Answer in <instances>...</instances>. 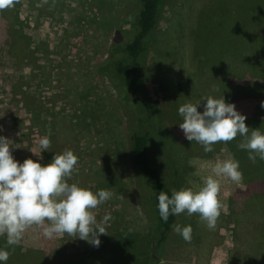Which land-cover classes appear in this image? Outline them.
Here are the masks:
<instances>
[{"label": "rangeland", "instance_id": "obj_1", "mask_svg": "<svg viewBox=\"0 0 264 264\" xmlns=\"http://www.w3.org/2000/svg\"><path fill=\"white\" fill-rule=\"evenodd\" d=\"M107 1L110 9L87 22L86 15L95 9L87 1L13 0L18 21L5 35L1 32L6 7L0 8V135L9 139L11 153L20 162L40 155L46 164L54 153L72 150L78 162L68 182L113 193L93 210L97 220L114 213L122 228L144 239L148 223L132 177L122 168L103 166L110 153H115L116 161L128 160L129 130L117 92L95 67L106 56L112 25L136 0ZM254 5L248 0H168L148 50L145 86L153 99L158 149L169 159L175 189L199 188L210 165L225 158L237 160L242 173L239 184L219 178L223 208L214 229H208L198 214L176 215L175 225H191V241L173 229L162 264H264V160H249L248 152L237 147L244 139L239 135L205 153L200 144L185 138L178 114L185 102L223 95L246 116L249 132L252 128L264 132V15ZM109 14L113 21L105 25ZM13 27L22 32L14 38L24 54L20 61L10 47ZM202 105L203 101L198 111H203ZM134 107L125 109L131 112ZM46 135L50 147L43 150L39 141ZM65 236L61 241L65 250L30 252L31 261L22 259L29 264H71V256L79 253L77 259L98 264L141 260L129 253L127 245L113 246L112 239L99 238V247H94L67 234L55 237ZM55 237L52 243L60 244ZM43 238L32 225L18 245L9 246L0 236V246L40 250ZM14 259L8 258L6 264Z\"/></svg>", "mask_w": 264, "mask_h": 264}, {"label": "clouds", "instance_id": "obj_2", "mask_svg": "<svg viewBox=\"0 0 264 264\" xmlns=\"http://www.w3.org/2000/svg\"><path fill=\"white\" fill-rule=\"evenodd\" d=\"M12 4L13 0H0V8ZM202 101L203 111H198ZM178 114L185 138L200 144L205 153L212 152L214 144L232 141L239 135L244 139L237 147L248 152L249 160L255 162L257 157L264 160V132L259 128L249 132L251 127L245 123L246 116L223 95L185 102L178 107ZM39 143L43 150L50 147L47 135ZM38 157L37 160L26 158L23 162L16 160L9 139L0 135V236L6 238L7 245H18L25 230L36 225L43 230L45 238L67 234L99 247V237L107 234L106 225L111 216L105 214L98 221L93 210L110 200L113 193L106 189L93 192L79 183L68 182L78 162L72 150L54 153L46 164L41 163L42 156ZM221 177L239 184L242 179L239 162L234 158L217 160L210 165V174L199 188L173 189L171 196L161 191L157 197L160 218L167 222L170 215L198 214L208 229H214L223 208L218 199ZM174 231L184 241H191V225L177 224ZM8 258L9 252L0 247V264H6Z\"/></svg>", "mask_w": 264, "mask_h": 264}, {"label": "trees", "instance_id": "obj_3", "mask_svg": "<svg viewBox=\"0 0 264 264\" xmlns=\"http://www.w3.org/2000/svg\"><path fill=\"white\" fill-rule=\"evenodd\" d=\"M83 1H87L95 7L94 11L91 10V13L86 15L87 22L98 20L99 12L104 13L105 10L110 9L111 5V2L107 0ZM248 1L255 3L254 7L260 10L258 14L264 15V0ZM167 2L168 0H136L124 13L123 17L112 25L106 56L95 67L96 72L106 77L117 92L118 101L126 115L129 130L128 160L116 161L115 153H110L103 166L109 170L122 168L129 178L132 177L137 202L148 223V232L144 240L140 235H134L133 232L122 228L121 223L116 218L117 216L115 217L116 214L112 213V219L106 225L107 234H101L99 238L104 242L112 239L115 247L127 245L130 249L127 250L129 253L135 254L137 261L139 257L141 258L142 261H136L137 264H140V262L142 264H162L161 259L170 247L169 241L176 224V215H170L168 221L164 222L160 218L157 208L158 194L163 191L171 196V191L175 189L176 176L169 159L158 149L160 141L158 136L160 133L153 113V99L145 86L146 56L151 44L155 42L154 35L160 26L164 6ZM13 7L14 4L11 6V12L9 6L4 9L7 21L6 27L1 32L3 35H5L10 25L18 21ZM107 18L105 25L111 24L113 21L110 14ZM262 24L264 25L263 22ZM11 31L13 37L10 40V47L16 59L20 61L23 59L24 54L14 38L22 32L19 28L14 27ZM131 104L135 106L134 109L131 112L126 111L125 107L127 105L131 107ZM132 118L134 125H131ZM156 130L157 133H155ZM168 174L170 178H168ZM97 184L99 186V183ZM112 220L113 225H111ZM38 229L42 236L43 230L39 227ZM65 239L66 236L62 238L55 237L54 240L60 241V244H53L52 239L44 237L43 246L40 250L14 251L8 248H5V250L9 252V259L15 258L12 264H29L27 261H31L30 252L65 250V243L61 242ZM78 254L74 253L71 256L73 259L71 264H98L93 263L91 259H77L78 257L75 256ZM23 257H27V261L23 260ZM67 264L70 263L67 262Z\"/></svg>", "mask_w": 264, "mask_h": 264}, {"label": "crops", "instance_id": "obj_4", "mask_svg": "<svg viewBox=\"0 0 264 264\" xmlns=\"http://www.w3.org/2000/svg\"><path fill=\"white\" fill-rule=\"evenodd\" d=\"M242 240V239H241Z\"/></svg>", "mask_w": 264, "mask_h": 264}]
</instances>
